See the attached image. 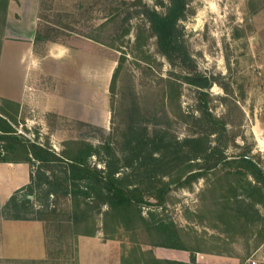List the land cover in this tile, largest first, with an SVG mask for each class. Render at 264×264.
<instances>
[{
    "label": "rangeland",
    "instance_id": "374dc122",
    "mask_svg": "<svg viewBox=\"0 0 264 264\" xmlns=\"http://www.w3.org/2000/svg\"><path fill=\"white\" fill-rule=\"evenodd\" d=\"M142 2L150 7L155 4V0ZM132 4L120 0H38L35 9L24 0L7 1L4 21L0 20V47L3 38L16 39L30 32L27 22L36 15V56H46L53 45L66 49L68 64L63 67L50 62L43 67L38 80L41 89L59 86L64 74L67 82L78 83V64L89 81L97 69L104 71L98 88L104 93L106 121L100 127L92 123L94 115L88 116L89 121H81L33 107L14 115L15 109L2 102L4 81L12 77L21 82L22 69L14 60L9 73L3 62L0 107L5 106L12 114L17 133L56 153L83 143L98 147L120 140L129 110L136 105L144 123L139 126L167 129L181 139L194 129L185 115L199 116L195 109L200 103L227 123L223 141L227 143L224 154L228 160L247 153L264 171V0H188L189 15L180 24L183 38L196 70L212 82L201 102L187 84L169 83L183 72L171 67L158 52L155 39L141 21H124L126 13L135 9ZM92 85L89 83V88H97ZM70 93L75 96L77 89ZM90 163L103 168L96 157ZM220 168L188 186H171L165 204L142 207V216L150 222L149 213L153 212L155 218L180 228L183 245L197 251V264H264V207L251 203L242 193L225 203L223 192L217 188L216 179L223 175L217 172ZM1 172L0 212L10 196L30 181L24 166L7 169L4 165ZM34 195L39 194L35 191ZM34 195L24 189L18 194L33 202L37 212L29 217L38 220L24 222L35 224L7 223L20 220H6L0 213V246L4 250L0 251V264H148L152 256L190 260L189 251L160 247L157 243L161 240L144 225L125 229L118 220L104 217L105 206L98 210L93 203L86 207L84 220L94 227V235L82 236L78 233L84 221L79 227L73 225L68 197L50 196L38 202Z\"/></svg>",
    "mask_w": 264,
    "mask_h": 264
},
{
    "label": "trees",
    "instance_id": "16d2710c",
    "mask_svg": "<svg viewBox=\"0 0 264 264\" xmlns=\"http://www.w3.org/2000/svg\"><path fill=\"white\" fill-rule=\"evenodd\" d=\"M7 1L0 0L2 22ZM120 1L123 4L132 1L135 7L126 13L124 21L138 18L155 39L158 52L171 67L183 72L176 76L178 79H169V83L187 84L195 90L200 102L203 101L212 82L196 70L180 26L189 15L188 0H155L152 7L142 0ZM120 66L119 63L112 74L111 84ZM2 102L15 109L14 115L18 114L17 104L4 99ZM5 106L0 107V163H26L30 167L29 183L13 193L0 212L6 220H38L29 217L37 212L33 202L26 196H18L23 189L29 195H34L35 191L42 195H34L38 202L50 196L68 197L73 207V225L79 227L84 221L78 234L94 235V227L85 223L86 207L92 203L98 210L105 206L104 217L111 216L125 229L142 224L161 240L158 246L190 252L189 262L152 256L148 264H197V251L183 245L181 229L170 221L155 218L153 212L149 213L151 221L147 222L142 216V207L163 206L171 186H188L213 173L218 166L221 168L217 172L223 175L216 179L217 188L223 192L225 203L235 201L242 193L251 203L264 207V171L247 153L228 160L224 154L227 143L223 141L227 123L216 118L206 105L198 104L195 111L199 116L185 115L186 122L192 121L194 129L181 139L167 129L150 130L146 124L139 126L144 123L135 105L129 110L127 125L118 142L107 141L98 147L83 143L74 149L66 148L62 153L17 133L11 123L14 118ZM92 157H96L103 168L92 166Z\"/></svg>",
    "mask_w": 264,
    "mask_h": 264
},
{
    "label": "crops",
    "instance_id": "0c3cea01",
    "mask_svg": "<svg viewBox=\"0 0 264 264\" xmlns=\"http://www.w3.org/2000/svg\"><path fill=\"white\" fill-rule=\"evenodd\" d=\"M19 1L21 2V0ZM12 2L13 1L10 2V9L12 8ZM24 2H30L35 9L38 4V0H24ZM31 12H33V10ZM34 13H36V10ZM36 19L35 15L34 19H30L29 22H27V27L30 32L22 37H17L16 39L3 38L2 40L0 47V67L4 62L7 72L12 73V63L15 60L22 69L21 82L14 81L12 77L7 78L6 82L4 81V95H2V98L17 104L19 107L18 114L25 107H33L57 117H69L81 121H89L87 119L88 116L94 115L96 119L92 123L104 127V122L106 121L104 93H99L98 88V85L102 84L101 80H103L104 71L101 72L97 69L95 74L92 75L93 79L89 81L88 77L84 74L83 67L78 64L75 68V72L79 78L78 83L74 84L70 81L67 82L68 76L64 74V79L58 80L59 86L57 87L55 84L42 89L39 86V76L42 74L41 72H44L43 67L46 63L49 64L51 62L53 64L65 66L68 64V60L64 57L66 49L63 48V46L58 45L50 46L47 50L46 56L41 58L36 56L33 44ZM33 61H36V63H33ZM89 83L93 84L91 87L97 88H89ZM72 88L77 89L75 96L70 93ZM89 92L90 94H88ZM4 165L7 166V169H12L15 166H20V168L21 166L27 167L30 175V167L26 163H0V171ZM2 176L1 172L0 193L2 188ZM17 188L19 187L13 188L11 192L17 190ZM11 192H9L8 195H10ZM10 222L18 224H35L33 222L24 221H7V223ZM1 235L2 233L0 231V237ZM0 251L1 253L4 252L2 245L0 246Z\"/></svg>",
    "mask_w": 264,
    "mask_h": 264
},
{
    "label": "clouds",
    "instance_id": "9594fccd",
    "mask_svg": "<svg viewBox=\"0 0 264 264\" xmlns=\"http://www.w3.org/2000/svg\"><path fill=\"white\" fill-rule=\"evenodd\" d=\"M210 7H213V6L210 5ZM33 63H36V61H33Z\"/></svg>",
    "mask_w": 264,
    "mask_h": 264
}]
</instances>
